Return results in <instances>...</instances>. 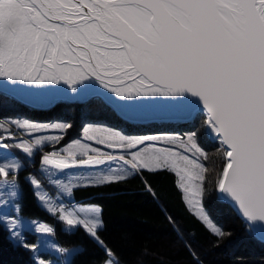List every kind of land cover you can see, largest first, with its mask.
<instances>
[{
	"label": "snow or ice",
	"instance_id": "6c2138e0",
	"mask_svg": "<svg viewBox=\"0 0 264 264\" xmlns=\"http://www.w3.org/2000/svg\"><path fill=\"white\" fill-rule=\"evenodd\" d=\"M0 78L38 87L64 84L73 93L94 81L124 101L170 98L190 121L205 113L202 126L224 146L216 187L247 221L264 223V0H0ZM69 128L66 121L0 122V191L5 193L0 224L19 246L39 251L20 231L21 219L3 209L22 192L19 173L35 164L37 152L44 182L73 199L80 188L127 179L129 169L172 171L183 192L196 198L185 196L199 219L218 238L225 236L203 208L209 169L202 162L208 155L198 144L199 129L128 136L88 125L82 129L85 141L127 155L103 152L81 139L43 152L59 144ZM49 131L61 134L36 135ZM117 161L122 166L111 167ZM66 170L75 174L65 181L57 173ZM25 180L47 212L68 228H84L104 250V264H120L98 234L101 207L66 206L53 199L36 174ZM12 207L21 211L19 203ZM33 223L36 233L54 234L52 226ZM34 264L50 262L34 257Z\"/></svg>",
	"mask_w": 264,
	"mask_h": 264
},
{
	"label": "trees",
	"instance_id": "16d2710c",
	"mask_svg": "<svg viewBox=\"0 0 264 264\" xmlns=\"http://www.w3.org/2000/svg\"><path fill=\"white\" fill-rule=\"evenodd\" d=\"M24 113L36 121H47L56 116L71 124V136L77 135L86 122H104L129 135L152 134L167 131L188 133L199 129L198 143L208 155L202 161L209 169L204 182L203 208L225 232L218 238L199 219L185 200L178 186V177L172 171H132L127 179L106 186L80 188L73 201L97 204L106 230L115 227H135L152 235L146 245L136 250L128 262L120 264H264V241L257 238L249 224L221 199L217 179L225 160L224 146L211 139L202 126L205 114L191 121H161L132 123L119 116L100 97L86 101L59 102L50 109L30 107L0 91V116L8 118ZM21 210L24 214L41 219L55 227L57 241L63 246L84 244L90 239L82 227L67 229L57 217L47 212L33 195V187L20 180ZM71 230V231H69ZM0 264H34V254L19 246L0 224Z\"/></svg>",
	"mask_w": 264,
	"mask_h": 264
},
{
	"label": "rangeland",
	"instance_id": "374dc122",
	"mask_svg": "<svg viewBox=\"0 0 264 264\" xmlns=\"http://www.w3.org/2000/svg\"><path fill=\"white\" fill-rule=\"evenodd\" d=\"M84 101L81 95L78 92H75L72 96V98L61 100L59 102H65V101ZM21 103H24L22 101H19ZM26 104V103H24ZM30 106L29 104H27ZM33 107V106H30ZM55 115L54 117H51L47 121H36L33 119L28 118L24 113L20 112V115L13 114L12 116L8 118H4L0 116V122H4L5 119L7 120H15V119H28L29 121L32 122H37V123H52V122H64L63 120H57ZM88 125H93V126H100V127H106V128H111L114 130L121 131L123 134L128 135V136H143V134H135V135H129L123 132L121 129L113 127L111 125H108L107 123L96 121V122H86L83 123L79 131L77 132L78 134L75 136H71L68 138L70 135L69 129L66 131V134L64 135V138L59 142V144L49 147L45 146L43 149V152H50L52 150H60L63 147L67 146L69 143L73 142L76 139H81L82 142H88L90 143L93 147L100 148L101 151L103 152H110L113 155H121L127 153L124 150L121 149H109L106 147V145H100L96 144L95 141H85L83 138V132L82 129ZM12 131L14 133H18L19 130L15 129L14 127L12 128ZM186 134V133H170L167 131H160V132H154L152 134H147V135H161V134ZM60 132L56 131H49L47 133H38L36 135H60ZM5 136L8 134L5 132ZM21 138H27L24 134H20ZM7 143H14L12 140H5ZM157 147H171V145H166L163 143L157 144ZM3 151V150H0ZM10 151L16 152L17 156H22V153L18 152L14 148L11 149ZM29 163H31L29 161ZM41 163V154L37 152L35 155V164L27 167L24 171H21L19 173V184L20 180L25 179L26 176L36 174L37 178L41 179L42 182H44V177L41 176V174L37 171L40 167ZM122 165L120 162H115L111 165L113 168H119ZM101 170L106 171L107 167L104 166ZM54 171V170H53ZM130 172L133 170L129 169ZM75 174L74 172H68L67 170L65 171L64 174L57 173L60 179H67L68 175ZM21 186V184H20ZM44 188L46 191H48L50 194H52L53 199L56 200L57 202H63L65 203L66 206L71 205V206H98L97 204H85L83 202H77L73 201L72 197L67 196L66 194L62 193L59 189L54 188V187H49L46 182H44ZM5 195L2 191H0V196ZM184 195H189L184 192ZM192 199H196L195 197H191ZM38 201V200H37ZM19 203L21 206V192L18 194V196L14 199H11V203L9 206L5 207L3 209L4 214H14L17 217L21 219V226H20V231L24 234V236L27 239V242L29 244H37L39 251L38 252H33L34 257L37 259H45L46 261H49L50 264H104V261L106 259L105 252L104 250L99 247L91 238L90 240L84 244H77V245H71V246H63L61 245L56 238L55 234V227L52 226L51 224L35 218V217H30L22 212H13V205ZM38 203L44 207L39 201ZM189 205V204H188ZM190 206V205H189ZM193 211L196 213V209L192 206H190ZM33 222H40V223H46L49 226H52L54 228V234L51 235H42L40 233H36L34 231L35 224ZM65 224V223H64ZM66 225V224H65ZM67 227V226H66ZM83 228V227H82ZM67 229H71L68 228ZM84 229V228H83ZM71 231V230H69ZM9 233V232H8ZM99 236L100 238L104 241L105 245L107 248L113 252L116 256V258L120 261L122 260L123 262L128 263L134 256L135 252L137 249L140 247L146 245L149 243L151 240H153L152 235L148 234L147 232H144L140 229H137L135 227H115L109 230H106L104 227L99 231ZM90 237V236H89ZM15 243H17L14 239H12ZM54 245V246H53ZM57 248H64L67 249L66 252H58Z\"/></svg>",
	"mask_w": 264,
	"mask_h": 264
},
{
	"label": "water",
	"instance_id": "95a60500",
	"mask_svg": "<svg viewBox=\"0 0 264 264\" xmlns=\"http://www.w3.org/2000/svg\"><path fill=\"white\" fill-rule=\"evenodd\" d=\"M78 88L80 91L77 92L81 95L83 100L94 96H99L111 107H113L121 117L130 122L148 123L156 121H189L186 119L185 109L177 106L170 98L149 97L132 101H124L119 97H116L115 94L103 89L102 86L94 81L91 83H86L85 85H80ZM28 90L38 91L41 94V100L36 101L29 96H24L23 98L18 95L12 96L19 101L29 104L30 106L42 109H50L59 101L72 98L74 94L71 89L64 84L63 86L53 85L51 88H46L45 86L38 87L34 85H28ZM218 195L221 199L229 202L237 214L249 224L257 238L264 241V239H262V237H264V223L257 222L256 224H252L251 222L247 221L230 198L225 197L219 192V190Z\"/></svg>",
	"mask_w": 264,
	"mask_h": 264
},
{
	"label": "bare ground",
	"instance_id": "6f19581e",
	"mask_svg": "<svg viewBox=\"0 0 264 264\" xmlns=\"http://www.w3.org/2000/svg\"><path fill=\"white\" fill-rule=\"evenodd\" d=\"M53 85H46V88H51ZM61 86H63V84H61ZM0 91L8 94L10 93V95H18L20 97H24V96H29L31 97L33 100L36 101H40L41 100V94L38 91L32 90L29 91L28 90V85L27 84H21V83H12L11 81L5 80L3 78H0ZM77 91H80L79 88ZM8 92V93H7ZM106 102V101H104ZM107 103V102H106ZM108 104V103H107ZM109 105V104H108ZM113 108V107H112ZM114 109V108H113ZM115 111V110H114ZM116 112V111H115ZM117 113V112H116ZM118 114V113H117ZM205 114V113H203ZM119 115V114H118ZM120 116V115H119ZM206 116V114L204 115ZM123 118V117H122ZM211 139H213L210 136ZM199 144V143H198ZM200 145V144H199ZM201 147V146H200ZM217 192H218V188H217Z\"/></svg>",
	"mask_w": 264,
	"mask_h": 264
}]
</instances>
